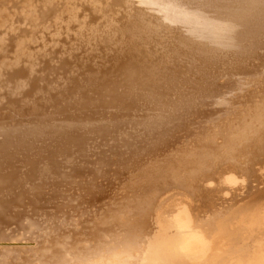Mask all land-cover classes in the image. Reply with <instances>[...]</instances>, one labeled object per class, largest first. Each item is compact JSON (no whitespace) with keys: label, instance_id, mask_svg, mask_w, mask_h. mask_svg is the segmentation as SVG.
<instances>
[{"label":"bare ground","instance_id":"obj_1","mask_svg":"<svg viewBox=\"0 0 264 264\" xmlns=\"http://www.w3.org/2000/svg\"><path fill=\"white\" fill-rule=\"evenodd\" d=\"M0 264H264V0H0Z\"/></svg>","mask_w":264,"mask_h":264}]
</instances>
